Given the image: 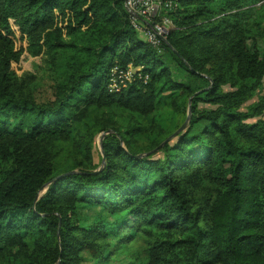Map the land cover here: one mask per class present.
<instances>
[{"label": "trees", "instance_id": "1", "mask_svg": "<svg viewBox=\"0 0 264 264\" xmlns=\"http://www.w3.org/2000/svg\"><path fill=\"white\" fill-rule=\"evenodd\" d=\"M164 14L172 26L155 47L125 0H0V256L10 264L111 251L100 222L79 224V204L105 206L113 233L133 231L120 243L149 238L131 264H264V96L246 104L264 81V45L248 42L264 0H178ZM24 52L49 62V95L13 68ZM129 65L135 79L112 88V70ZM122 111L137 122L120 125Z\"/></svg>", "mask_w": 264, "mask_h": 264}, {"label": "rangeland", "instance_id": "2", "mask_svg": "<svg viewBox=\"0 0 264 264\" xmlns=\"http://www.w3.org/2000/svg\"><path fill=\"white\" fill-rule=\"evenodd\" d=\"M257 21L255 26V32L258 34V31L261 32V34L264 35V15H254L252 20ZM262 19V22L259 24V20ZM256 34V36H257ZM140 36L145 39V36L143 34H140ZM250 39L248 42L252 48L258 49L260 52H262L263 49V41L261 36ZM17 46H20V42L18 41ZM13 68L17 71L18 75L21 77L24 74H30V77H34L33 79L37 82L42 81V87H41V94L42 95H49L50 94V84L51 80L49 79V68L50 64L46 61V57H43L41 55L34 56L31 54H28V52H24L21 56V59L19 62L13 63ZM136 71V68L134 69ZM264 96V81L262 84V87H260L255 94L248 100L246 104L253 103L254 101L258 100L260 97ZM190 109L188 110V113L190 114ZM190 116V115H189ZM116 120L120 125H128L129 121L131 120L133 123L137 122V118L133 113L131 112H118L115 116ZM185 115L182 114L181 117H179V121H183ZM156 118V117H155ZM151 119V118H149ZM187 118L182 122V125L176 132L173 134L182 131L185 126L188 124ZM145 125L148 128L153 129L155 126V122L151 124V121L144 120L143 121ZM162 129H158L157 132H161ZM170 135V138L173 136ZM105 132L97 133L95 142H94V157L96 162H101L104 158V152L102 150V142L104 138ZM139 145L141 148H147L150 146L151 142L149 137L147 138L145 135L142 137L141 140H139ZM104 161V159H103ZM102 161V162H103ZM203 185V184H202ZM206 186H201V189H203ZM214 188L211 186L210 188H205L203 191L199 193L201 197H205L206 195L213 194ZM196 203L201 204V202L196 201ZM78 219L79 224L87 229H92V227L97 224L96 222H100L103 225L104 233L106 232L108 234L106 239H103V243L108 241L109 245H112L111 251L105 252L104 255L100 257H96L93 254L89 253L88 250H85L82 252L83 257V263L84 264H131L133 261V258H137L140 256L141 253L144 252V249L148 245V239L143 238H137L135 237L132 240L126 241L124 243H120L119 240L124 236V234L128 232H133L132 230H129L127 228H122L119 233L115 234L111 231V227L114 225V216L110 213V211L105 208V206L100 204H79L78 207ZM129 224V222L127 223ZM7 255V254H6ZM5 255V256H6ZM7 257V256H6ZM9 257V256H8ZM11 262L6 260L4 257L1 258L0 256V264H10Z\"/></svg>", "mask_w": 264, "mask_h": 264}, {"label": "built area", "instance_id": "3", "mask_svg": "<svg viewBox=\"0 0 264 264\" xmlns=\"http://www.w3.org/2000/svg\"><path fill=\"white\" fill-rule=\"evenodd\" d=\"M125 4L139 17L131 14V24L145 36V40L155 47H159L166 39L172 26V21L164 12L174 10L178 0H125ZM132 65L127 68L115 67L112 70L111 87L125 84L135 79L137 71Z\"/></svg>", "mask_w": 264, "mask_h": 264}, {"label": "water", "instance_id": "4", "mask_svg": "<svg viewBox=\"0 0 264 264\" xmlns=\"http://www.w3.org/2000/svg\"><path fill=\"white\" fill-rule=\"evenodd\" d=\"M126 7H127V9L129 10V12L131 13V14H133L134 16H136V17H138L139 19H140V17L133 11V10H131L127 5H126ZM189 117L190 116H188V120H189ZM187 120V121H188Z\"/></svg>", "mask_w": 264, "mask_h": 264}]
</instances>
